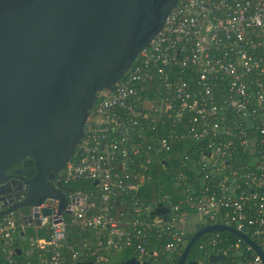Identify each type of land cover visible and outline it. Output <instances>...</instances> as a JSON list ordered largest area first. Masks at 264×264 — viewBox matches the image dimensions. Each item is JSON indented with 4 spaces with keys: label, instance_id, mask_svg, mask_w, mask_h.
I'll return each mask as SVG.
<instances>
[{
    "label": "built area",
    "instance_id": "built-area-1",
    "mask_svg": "<svg viewBox=\"0 0 264 264\" xmlns=\"http://www.w3.org/2000/svg\"><path fill=\"white\" fill-rule=\"evenodd\" d=\"M138 56L141 61L129 68L124 80L99 92L97 112L102 115L98 120L89 117L80 154L65 170L67 179L85 176L98 180L97 189L68 193L65 209L60 199L46 198L37 209L33 206L26 213H11L0 222V236L12 244L19 232L21 240L38 250L36 264H71L88 255L96 256L91 264H102V251H117L123 242L143 258L155 257L150 264H174L189 210L176 204L166 220L152 217L156 206L168 200L162 194L153 199L133 196L136 216L112 213L115 197L123 191H139L152 166V147L148 146L146 158H136L143 148L133 139L144 129L138 133L135 124L145 113L136 102L135 83L145 64L152 62L167 82L165 98L153 108L181 123L179 140H208L205 152L209 155L202 167L210 170L206 177L212 184L200 195L187 198L190 209L210 213L212 218L223 216L227 221L221 223L250 235L264 251V0H178L162 29ZM116 105L125 108L133 120L118 140L108 141V112ZM112 121L121 127L119 118ZM258 143L261 149L251 167L244 165L240 172L230 163L237 145L253 153L257 151L251 147ZM170 150L167 138L156 147L159 154ZM209 188L211 192L206 193ZM25 216L32 217L30 222L37 229L46 228L48 237H25L23 232L30 223L24 224ZM69 226L92 231L95 239L70 241ZM155 235L171 240L152 250ZM230 249L234 255L217 264H264L250 243L243 248L238 242Z\"/></svg>",
    "mask_w": 264,
    "mask_h": 264
},
{
    "label": "water",
    "instance_id": "water-1",
    "mask_svg": "<svg viewBox=\"0 0 264 264\" xmlns=\"http://www.w3.org/2000/svg\"><path fill=\"white\" fill-rule=\"evenodd\" d=\"M177 2L0 0V194L13 164L25 159L30 176L24 201L7 207L0 197V217L25 206L37 209L46 198L63 199L50 176L66 168L82 141L98 93L124 76ZM156 211L168 218L167 206ZM215 230L244 238L264 260L249 235L213 223L194 232L177 264L186 263L198 238ZM138 263L135 257L125 262Z\"/></svg>",
    "mask_w": 264,
    "mask_h": 264
},
{
    "label": "trees",
    "instance_id": "trees-1",
    "mask_svg": "<svg viewBox=\"0 0 264 264\" xmlns=\"http://www.w3.org/2000/svg\"><path fill=\"white\" fill-rule=\"evenodd\" d=\"M140 61L141 58L138 56L133 63V66ZM158 69L159 66L152 62L145 64L143 71L141 72V77L135 83V87L137 88V94L135 95L137 96L136 102L142 104L139 107L145 111L143 117L140 118V122L135 124L138 133L139 130L144 128L140 136L137 135L133 138L136 142H140L143 148L142 155L136 158H146V151L150 145L152 147L150 156L152 166L148 170L146 181L141 185L139 191H135L132 194H130V191H123L115 197L114 202L117 203V205L112 213L118 215L124 214L127 218L136 216L137 214L133 211L132 206V203L136 198H133V196L150 199L162 194L168 195V200L161 203L168 207V215L171 213V207L176 204H179L181 209L189 210L190 216L186 222L183 241L174 255V264H177L187 243L196 230L208 224L217 222L221 223L222 221L226 222L227 220H224L225 218L221 215L212 218L210 213H199L196 210L190 209V205L187 203V198L195 194L200 195V191L204 190L207 186L210 187L209 184H212V182H209V179L206 177L207 174L210 173V170L207 169V167H202L206 161V156L208 155V152H205L208 140H194L193 138L179 140L177 134L182 131L181 123L171 120L170 118H165L159 114V111L153 108L154 103L158 104L165 98L164 91L167 85L166 78L158 71ZM127 75L128 71L116 83L124 80ZM112 88H115V85ZM100 101L101 97L98 93L96 101L89 110L85 130L89 123V117L93 115L95 120H98L100 115H102V113L97 112ZM108 113L111 121L110 124H107L109 135L106 139H108V141H115L120 138L121 134L129 127L133 119L128 115L125 108L119 105L109 108ZM117 118L120 119L122 124L121 127H117L114 124L115 122L112 121ZM85 130L83 138L85 137ZM163 138H167L171 144V150L167 154H159L156 152V147L160 145L161 139ZM237 147L238 148L233 152V157L230 159V163L234 164V167L242 172V169L246 165L251 167L254 156H258L261 144L258 143L256 148L251 147V149H256L257 151H254L253 153L250 151V148L249 150L244 151L240 145H237ZM79 149L78 145L69 162L74 160L75 157L80 154ZM66 168L53 176V183L63 192V197L67 199V194L75 190L92 192L97 189L95 185L98 180L86 178L85 176L67 179L65 175ZM221 178L222 177L220 176V179ZM211 190L212 189L209 188L206 190V193H210ZM97 196L99 201H101L98 193ZM93 199L98 201L94 196ZM156 208L152 213V217H163V214L157 213ZM5 217L6 214L1 216L0 222L4 221ZM18 229H20V227ZM26 230L28 234L27 238L33 236L48 237V230L46 228L35 229L30 227ZM14 236L12 244L11 242L8 243L7 240L0 236V264H36L39 259L38 250L27 243V240L23 242L19 237V232H16ZM68 237L70 241L73 242L84 238L89 240L95 239L92 231H78L74 226L68 227ZM169 240L171 239L167 237L158 238L157 235H155L152 250L155 246L165 244ZM238 242L243 248L249 244L247 240L230 231L215 230L208 232L198 238L196 243L191 247L185 264H194L195 262H197V264H217L220 260H227L230 256L234 255V250L230 249L229 251L228 247H233ZM13 247L15 250L11 253L10 250ZM17 249H21V253H19ZM218 249H220V252L227 251L229 253L228 256L222 252L216 253ZM215 255H224V257L213 259V256ZM100 256L104 258L102 264H125V262L132 257H135L136 260L139 261L138 264H150L155 258L153 256H150L149 258L141 257L136 248L128 246L125 242L121 243V248L119 250L114 251L112 248L105 249ZM83 257H85V255H83ZM95 258L96 256L88 255L87 258L78 259L71 264H90V260Z\"/></svg>",
    "mask_w": 264,
    "mask_h": 264
},
{
    "label": "flooded vegetation",
    "instance_id": "flooded-vegetation-1",
    "mask_svg": "<svg viewBox=\"0 0 264 264\" xmlns=\"http://www.w3.org/2000/svg\"><path fill=\"white\" fill-rule=\"evenodd\" d=\"M24 163H25V159H22V160L18 161L17 163L13 164L8 169V173H9L10 177L6 181V183H4L3 188H2L3 191L0 194V197L5 198V201L7 202V207L14 206V205L24 201V199H25V195H26V191H27L26 179H28L30 176H28L25 173L26 168H25ZM19 170H21V171H19ZM52 178L53 177L50 176L51 181H53ZM2 204H3V202H0V206ZM0 209H1V207H0ZM31 209L32 208L30 206H25L19 210L16 209L14 211L7 213L6 216H8L11 213L19 212V211L26 213V212H29ZM30 219H32L31 216H25L24 220H23L24 224H25V221H28ZM30 227L37 229L35 224L32 222L28 223V225H27V228H30ZM23 234L26 235V237H28L27 230H25L23 232Z\"/></svg>",
    "mask_w": 264,
    "mask_h": 264
},
{
    "label": "rangeland",
    "instance_id": "rangeland-1",
    "mask_svg": "<svg viewBox=\"0 0 264 264\" xmlns=\"http://www.w3.org/2000/svg\"><path fill=\"white\" fill-rule=\"evenodd\" d=\"M67 204H68L67 199L65 197H63V199L61 200V207H62V209H65V207L67 206ZM199 219H202V218H199ZM24 236L26 237V235H24ZM25 240L23 242H25Z\"/></svg>",
    "mask_w": 264,
    "mask_h": 264
},
{
    "label": "crops",
    "instance_id": "crops-1",
    "mask_svg": "<svg viewBox=\"0 0 264 264\" xmlns=\"http://www.w3.org/2000/svg\"><path fill=\"white\" fill-rule=\"evenodd\" d=\"M161 203H162V202H160L159 204H161ZM159 204H158V205H159ZM158 205H157V206H158Z\"/></svg>",
    "mask_w": 264,
    "mask_h": 264
}]
</instances>
